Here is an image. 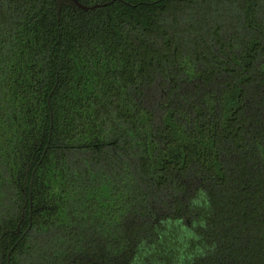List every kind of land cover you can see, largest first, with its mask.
<instances>
[{
	"label": "trees",
	"instance_id": "1",
	"mask_svg": "<svg viewBox=\"0 0 264 264\" xmlns=\"http://www.w3.org/2000/svg\"><path fill=\"white\" fill-rule=\"evenodd\" d=\"M79 2L0 0L3 264H264V0Z\"/></svg>",
	"mask_w": 264,
	"mask_h": 264
},
{
	"label": "water",
	"instance_id": "2",
	"mask_svg": "<svg viewBox=\"0 0 264 264\" xmlns=\"http://www.w3.org/2000/svg\"><path fill=\"white\" fill-rule=\"evenodd\" d=\"M56 4H57V15L60 14V10L63 7V5H68L72 8H75L76 6H78V7H81L83 9L94 8L96 6H99V5H94V6L88 7V6L82 5L79 2V0H56ZM7 232H9V230H6L2 234H0V264H3L4 257L6 254V251H5L3 244H2V237ZM9 253H10V251L7 253L8 256H9Z\"/></svg>",
	"mask_w": 264,
	"mask_h": 264
}]
</instances>
